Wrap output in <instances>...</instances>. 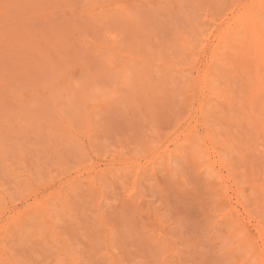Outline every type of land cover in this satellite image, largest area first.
<instances>
[{"label":"rangeland","instance_id":"obj_1","mask_svg":"<svg viewBox=\"0 0 264 264\" xmlns=\"http://www.w3.org/2000/svg\"><path fill=\"white\" fill-rule=\"evenodd\" d=\"M263 36L264 0H0V264H264Z\"/></svg>","mask_w":264,"mask_h":264},{"label":"bare ground","instance_id":"obj_2","mask_svg":"<svg viewBox=\"0 0 264 264\" xmlns=\"http://www.w3.org/2000/svg\"><path fill=\"white\" fill-rule=\"evenodd\" d=\"M260 4H261V3H260ZM257 6H258V4L255 3V4H254V8L256 9ZM259 7H260V6H259ZM259 7H258V8H259ZM254 8H252V10H249V11L245 12L244 14L242 13V14H241V17L244 18V17L247 16V15H249V16L252 15V16H253V15H254V14H253V12H254L253 9H254ZM255 9H254V10H255ZM239 16H240V15H239ZM247 17H248V16H247ZM246 19H247V18H246ZM251 19H252V18H251ZM258 19H259V18H258ZM247 21H248V20H247ZM251 21H252V20H251ZM253 22H255V21H253ZM249 23H250V22H249ZM247 24H248V23H247ZM247 24H246V25H247ZM244 25H245V24H244ZM256 25H257V24H256ZM253 26H255V25H253ZM261 26H262V25H261ZM222 27H223V26H222ZM249 27H250V25L248 26V28H249ZM261 28H262V27H261ZM256 29H258V28H256ZM232 30H233V29H232ZM250 31H251V30H250ZM250 31H249V33H250ZM230 32H231V31H230ZM259 32H260V31H259ZM255 33H256V35H257V34H258V31L255 30ZM259 35L261 36V34H259ZM263 37H264V36H263ZM259 38H260V37H259ZM258 41H259V40H258ZM256 42H257V41H256ZM261 42H262V41H261ZM258 43H260V42H258ZM258 43H257V44H258ZM258 45H259V44H258ZM247 46H248V45H247ZM256 51H257V50H256ZM262 51H263V50H262ZM247 62H248V61H247ZM251 64H252V63H251ZM250 67H251V66H250ZM204 73H205V72H204ZM262 80H263V78H262ZM262 80H261V81H262ZM260 84H261V83H260ZM251 97H252V96H251ZM253 104H255V103H253ZM253 110H254V109H253ZM222 147H223V146H222ZM227 149H228V148H227ZM224 151H225V150H224ZM226 154H227V152H226ZM225 156H226V155H225ZM225 156H224V158H225ZM209 165H210V164H209ZM211 165H212V164H211ZM212 167L214 168V166H211V167H210V168H211V170H210V173H211V174H212V173L214 172V170H215V169L213 170ZM210 168H209V169H210ZM212 170H213V171H212ZM210 173H209V175H210ZM210 176H212V175H210ZM212 179H213V177H212ZM221 183H222V182H221ZM218 185H219V184H218ZM220 186H221V184H220ZM218 187H219V186H218ZM219 188H220V187H219ZM222 189H223V185H222ZM218 191H220V190H218ZM221 191H222V190H221ZM223 192H224V190H223ZM218 193H219V192H218ZM219 194H220V193H219ZM220 195H222V194H220ZM230 197H231V196H230ZM242 197H243V196H242ZM242 197H241V198H242ZM242 199H243V198H242ZM226 200H227V197H226ZM239 202H240V201H239ZM229 203H230V202H229ZM239 205H240V204H239ZM245 205H246V204H245ZM219 206H220V205H219ZM225 208H226V207H225ZM230 208H231V207H230ZM247 208H248V207H247ZM229 210H231V209H229ZM227 211H228V210H227ZM222 212H223V211H222ZM224 212H225V211H224ZM230 212H231V211H230ZM244 212H245V211H244ZM226 213H227V212H226ZM231 213H232V212H231ZM233 213L235 214L234 211H233ZM233 213H232V214L229 213L230 216L233 215ZM223 215H224V214H223ZM228 216H229V215H228ZM235 217H236V216H235ZM235 217L232 216L231 218H235ZM231 218H230V219H231ZM237 218H238V217H237ZM227 219H229V218H226V219H224V220H227ZM235 220H236V219H235ZM235 220L232 219L230 222L233 221L232 224L235 225V224H236V223H234ZM235 222H236V221H235ZM237 222H238V220H237ZM238 223H239V222H238ZM238 223H237V224H238ZM240 224H241V222H240ZM226 226H227V225H226ZM235 226L238 227V225H235ZM240 226H241V225H239V227H240ZM232 227H234V226H232ZM236 227H235V229H236ZM237 229H238V228H237ZM240 229H242V228H240ZM238 230H239V229H238ZM236 231H237V230H236ZM240 234H241V232H240ZM244 234H245V233H244ZM244 234H243V235H244ZM237 235H238V234H237ZM238 236H239V235H238ZM241 236H242V235H241ZM240 239H241V238H240ZM235 240H236V239H235ZM229 241H230V239H229ZM230 242H231V241H230ZM261 242H262V241H261ZM247 246H248V245H247ZM237 248H238V246H237ZM251 248H252V247H251ZM241 252H242V251H241ZM263 253H264V252H263ZM235 256H236V255H235ZM249 257H250V256H249ZM262 258H263V257H262ZM259 260H260V259H259ZM236 262H237V261H236ZM239 263H240V262H239ZM257 264H258V263H257Z\"/></svg>","mask_w":264,"mask_h":264}]
</instances>
